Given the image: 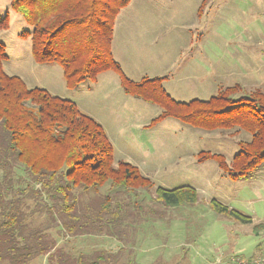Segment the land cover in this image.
Returning a JSON list of instances; mask_svg holds the SVG:
<instances>
[{"label":"trees","instance_id":"16d2710c","mask_svg":"<svg viewBox=\"0 0 264 264\" xmlns=\"http://www.w3.org/2000/svg\"><path fill=\"white\" fill-rule=\"evenodd\" d=\"M130 2L12 0V6L29 27L19 36L31 38L33 60L60 66L68 88L113 71L126 95L161 108L149 128L170 117L205 131L249 134V140H237L239 152L230 161L210 151L198 154V162L216 161L231 180L248 176L264 162V90L235 84L208 100L179 102L163 87L166 77L127 78L112 44L116 19ZM9 20V13L0 17V31L8 29ZM7 59L0 41V264H29L38 257H46L48 264H140L132 250L145 217L165 218L163 211L144 210L140 191L153 194L166 208L196 204L197 191L156 186L132 163L115 161L114 146L95 119L73 101L28 87L21 77L8 74ZM211 206L252 225L255 235L264 232V222L254 223L251 216L217 200ZM56 228L78 240L61 244ZM107 237L121 247L82 250L88 240ZM127 246L132 249L123 260ZM263 246L260 242L256 256Z\"/></svg>","mask_w":264,"mask_h":264},{"label":"rangeland","instance_id":"374dc122","mask_svg":"<svg viewBox=\"0 0 264 264\" xmlns=\"http://www.w3.org/2000/svg\"><path fill=\"white\" fill-rule=\"evenodd\" d=\"M202 2L131 0L118 15L113 34L112 53L122 72L134 81L166 77L163 87L179 102L208 100L220 88L235 84L264 90V0H207L199 17ZM7 13L9 27L0 31V41L7 48L8 74L21 77L28 87L73 101L104 128L115 161L132 163L156 186L197 191L196 204L177 208H166L153 194L140 191L144 210L163 211L165 218L145 217L132 250L137 262L235 264L239 254L245 260L254 257L261 239L253 226L217 213L211 202L264 222V162L239 180L223 175L214 160L198 162L201 151L223 154L230 161L239 152L237 140H249V134L205 131L170 117L149 128L161 108L126 95L113 71L100 74L96 82L68 88L60 66L33 60L31 38L19 36L28 25L12 0H0V17ZM58 230L54 232L61 244L78 240ZM82 247L88 252L116 251L121 244L107 237L88 240ZM130 249L126 247L123 260ZM29 264L48 262L38 257Z\"/></svg>","mask_w":264,"mask_h":264},{"label":"built area","instance_id":"2783aa9c","mask_svg":"<svg viewBox=\"0 0 264 264\" xmlns=\"http://www.w3.org/2000/svg\"><path fill=\"white\" fill-rule=\"evenodd\" d=\"M262 243L264 244V234L262 235ZM237 260H235V264H264V246H263V250L262 253L258 256H255L254 259L252 260H245L242 258H238L236 257Z\"/></svg>","mask_w":264,"mask_h":264},{"label":"crops","instance_id":"0c3cea01","mask_svg":"<svg viewBox=\"0 0 264 264\" xmlns=\"http://www.w3.org/2000/svg\"><path fill=\"white\" fill-rule=\"evenodd\" d=\"M147 104H149V103H147ZM152 121V120H151ZM139 126V128H142V127H144L145 125H138ZM147 126V125H146ZM145 126V127H146ZM144 127V128H145ZM132 138V137H131ZM110 139V138H109ZM134 141H137V139L135 138V137H133L132 138ZM111 141V140H110ZM112 142V141H111ZM113 144V143H112ZM114 146V145H113ZM114 153H115V148H114ZM255 223V222H254ZM263 235V234H262ZM262 235H261V233L259 234V235H256L257 237H259L260 239H261V241L260 242H262ZM256 254H258V251L256 250L251 256L253 257V256H256ZM239 255H242V254H239ZM242 256H245V255H242ZM251 256H249V257H251Z\"/></svg>","mask_w":264,"mask_h":264}]
</instances>
